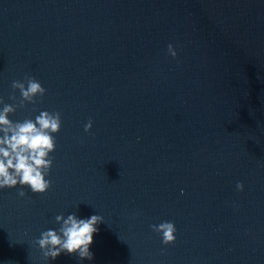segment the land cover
<instances>
[{"label": "water", "instance_id": "water-1", "mask_svg": "<svg viewBox=\"0 0 264 264\" xmlns=\"http://www.w3.org/2000/svg\"><path fill=\"white\" fill-rule=\"evenodd\" d=\"M26 76L10 118L62 123L50 187L0 189V264H264V0H0V96ZM68 212L103 217L92 257L46 260Z\"/></svg>", "mask_w": 264, "mask_h": 264}, {"label": "clouds", "instance_id": "clouds-1", "mask_svg": "<svg viewBox=\"0 0 264 264\" xmlns=\"http://www.w3.org/2000/svg\"><path fill=\"white\" fill-rule=\"evenodd\" d=\"M167 53L176 56L172 43L167 45ZM11 88L18 90V102L14 94L9 95L11 103L0 96V189L16 188L20 197L26 195L25 189L35 194L44 193L51 184L48 178L53 163L51 153L56 147L54 134L61 127V115L58 111L41 109L34 117L11 119L10 114L18 107H23L25 102L35 104L46 92L41 82L32 76L12 80ZM91 127L92 120L88 119L83 129L88 132ZM235 188L242 190L243 183L237 181ZM102 220L103 217L96 213L84 217L76 212L57 213L54 216L57 227L42 230L34 243L46 260L55 259L61 252L91 259L93 234L99 231L98 225ZM149 227L159 235L164 245L176 239L177 229L171 220H161ZM164 251L162 248L161 253Z\"/></svg>", "mask_w": 264, "mask_h": 264}]
</instances>
